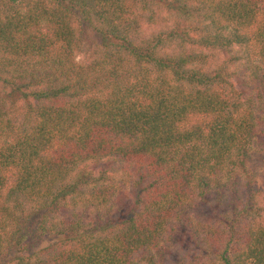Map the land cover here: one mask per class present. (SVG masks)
Instances as JSON below:
<instances>
[{
  "label": "trees",
  "instance_id": "trees-1",
  "mask_svg": "<svg viewBox=\"0 0 264 264\" xmlns=\"http://www.w3.org/2000/svg\"><path fill=\"white\" fill-rule=\"evenodd\" d=\"M260 152L264 0H0V264H264Z\"/></svg>",
  "mask_w": 264,
  "mask_h": 264
},
{
  "label": "rangeland",
  "instance_id": "rangeland-1",
  "mask_svg": "<svg viewBox=\"0 0 264 264\" xmlns=\"http://www.w3.org/2000/svg\"><path fill=\"white\" fill-rule=\"evenodd\" d=\"M262 154H264V152H260L259 153V158L261 159V155ZM250 163H252L253 164V166L254 167H258L259 168V166H260V164H259V162H258V159L255 157V154L251 157V159H250ZM261 165H262V167H264V161L263 162H261ZM260 171H264V169L263 168H261V169H259ZM258 185H260L259 183H257ZM257 200L259 201V202H262L263 201V199L260 197V195L259 196H257Z\"/></svg>",
  "mask_w": 264,
  "mask_h": 264
}]
</instances>
